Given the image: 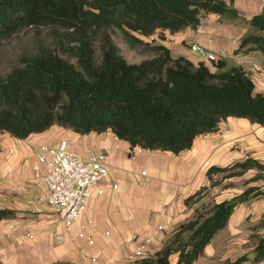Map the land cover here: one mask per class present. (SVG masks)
<instances>
[{
    "label": "trees",
    "instance_id": "obj_1",
    "mask_svg": "<svg viewBox=\"0 0 264 264\" xmlns=\"http://www.w3.org/2000/svg\"><path fill=\"white\" fill-rule=\"evenodd\" d=\"M211 13L237 14L227 0H0V40L26 27H60L72 39L69 53L75 58L73 62L44 47L0 76V132L26 139L54 125L80 134L111 130L132 147L180 154L197 136L218 131L228 117H243L264 128V92L256 90L243 66L221 58L212 70L204 61L174 57L165 45H149L133 34L163 39L165 31L197 28ZM248 24L234 52L264 55V13L254 14ZM111 26L121 29L132 45H148L152 55L129 62L112 38ZM248 171H254L249 183H264V160L250 155L224 166L212 164L206 173L227 179ZM258 197H264V186L253 183L229 199L215 201L181 224L155 257L141 263L171 264L170 256L178 253L177 264H195L237 205ZM14 217V210L0 208V220ZM252 238V256L244 253L219 264L263 261L264 233Z\"/></svg>",
    "mask_w": 264,
    "mask_h": 264
},
{
    "label": "crops",
    "instance_id": "obj_2",
    "mask_svg": "<svg viewBox=\"0 0 264 264\" xmlns=\"http://www.w3.org/2000/svg\"><path fill=\"white\" fill-rule=\"evenodd\" d=\"M232 8L237 14L230 19L211 13L204 15L195 29L165 31L163 39L157 34L151 37L168 47L175 57L182 55L194 63L207 64L205 57L190 49L192 42L198 43L218 56L223 55L229 65H242L255 82L264 83V69L251 66L249 61L251 57L262 60L264 55L260 51L234 52L248 31L250 18L264 13V0H234ZM257 91L264 92L261 88ZM222 122L219 132L197 136L191 148L180 154L148 149L133 153L130 143L111 130L80 134L54 125L26 139L0 132V208L15 211L14 218L0 220V260L4 264H142V259L131 261L127 257L137 244L135 234L150 238L148 257H155L180 225L189 221L191 209L186 198L206 183L209 166L232 162L236 154L233 146L239 135L245 134L246 140L252 141L255 125L264 141V128L246 118L228 117ZM62 138L83 157L97 147L106 155L110 171L100 185L104 192L93 191L86 212L72 231L66 229L53 206L38 202L47 196L48 190L33 171L40 145ZM256 148L253 154L259 156L262 142L256 143ZM113 184L118 185L117 189ZM249 213L245 205H237L227 225L214 234L195 264H218L241 253L247 240ZM88 216L95 223L91 229L93 246L76 237L80 222ZM159 225L164 228L159 229ZM92 257L98 262H92ZM169 259L171 264H177L178 253Z\"/></svg>",
    "mask_w": 264,
    "mask_h": 264
},
{
    "label": "rangeland",
    "instance_id": "obj_3",
    "mask_svg": "<svg viewBox=\"0 0 264 264\" xmlns=\"http://www.w3.org/2000/svg\"><path fill=\"white\" fill-rule=\"evenodd\" d=\"M230 6H233V2L227 0ZM224 19H230V16H223ZM109 32L118 45L120 53L131 63H138L145 58H148L152 55L150 47L146 44L137 42L135 45H132L125 37L124 32L116 26H111ZM134 36L143 39L145 42L150 44L157 43L152 37L142 36L138 33H133ZM159 37V35H158ZM100 42L101 38L99 35L94 37V49H95V58L98 61L100 59ZM73 44L71 37L66 29L60 27H26L20 30L19 32L0 40V76L6 75L12 69L20 66L22 64L23 58L26 56L32 55L39 52L44 47H49L61 54L62 56L75 62V58L70 56L69 48ZM252 53V52H250ZM248 53V54H250ZM194 54H198L194 52ZM242 54V53H239ZM173 55V54H172ZM175 57V56H174ZM177 57V56H176ZM206 60V59H204ZM219 60V59H218ZM217 60V61H218ZM215 61V62H217ZM251 66L256 67L260 65V70L264 69V57L261 60L257 57H251ZM250 63V62H249ZM207 64L211 66L212 70L213 62L207 60ZM242 66V65H241ZM247 71V70H246ZM255 81V79H253ZM257 82V84H256ZM255 82L256 90L259 88L264 90V83H258V80ZM223 122L219 125V132L222 129ZM252 132L255 137L252 141L246 140L247 135L241 134L238 137V140L233 146V150L236 152L235 158L232 162L237 160H242L247 156H254L264 160V141L260 139L259 128L253 127ZM245 136V137H244ZM262 142V148L260 149L261 154L254 155L253 151L256 148V143ZM258 146V145H257ZM257 149V148H256ZM263 152V154H262ZM230 162V163H232ZM228 163V164H230ZM227 165V164H225ZM224 166V165H222ZM254 171H248L241 176H235L232 178H222V174H214L211 178L206 173V183L199 186H205L203 191L195 198L189 201L187 205L191 209L192 219L197 212H204L208 209L215 201H220L222 199H229L234 195L242 192L248 185L257 183L264 186L262 182H248L249 179L253 176ZM216 180H221L220 183L213 185V182ZM197 188L195 191H197ZM248 208V220H247V230H245V236L247 234V240L243 244L241 253L236 257L247 253L249 256H252V248L255 243V239L252 238L253 234H263L264 233V197L253 198L247 202L240 203ZM239 205V204H238ZM235 257V258H236ZM223 262V261H222ZM221 263V262H220ZM219 264V263H218ZM243 264H264V260L259 263H252L251 261L244 262Z\"/></svg>",
    "mask_w": 264,
    "mask_h": 264
},
{
    "label": "built area",
    "instance_id": "obj_4",
    "mask_svg": "<svg viewBox=\"0 0 264 264\" xmlns=\"http://www.w3.org/2000/svg\"><path fill=\"white\" fill-rule=\"evenodd\" d=\"M190 49L211 62L223 58V55L218 56L195 42L190 44ZM142 150L143 148L139 146L133 147V153H139ZM33 171L35 178L41 180L48 190L47 196L40 198L38 202H46L53 206L68 231H72L75 223L86 212L93 191L97 190L99 194L104 192L100 185L110 173L106 155L97 147L92 148L87 157H83L70 149L66 138L53 144H41ZM112 187L117 189L118 185L113 184ZM94 226V219L90 216L86 217L80 222L76 237L84 240L87 245L93 246L95 239L91 229ZM158 228L163 229L164 226L159 225ZM134 239L137 240V244L129 250L128 259L135 261L148 258L150 238H140L139 234H135ZM91 261L98 262V259L92 257ZM110 262L115 263V259L110 258Z\"/></svg>",
    "mask_w": 264,
    "mask_h": 264
}]
</instances>
